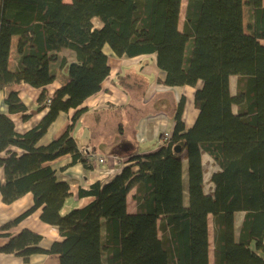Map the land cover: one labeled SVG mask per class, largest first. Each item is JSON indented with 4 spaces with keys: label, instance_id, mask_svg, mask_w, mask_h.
<instances>
[{
    "label": "trees",
    "instance_id": "trees-1",
    "mask_svg": "<svg viewBox=\"0 0 264 264\" xmlns=\"http://www.w3.org/2000/svg\"><path fill=\"white\" fill-rule=\"evenodd\" d=\"M183 1L0 0V91L8 110L0 112V191L6 204L28 192L34 196L33 206L5 227L40 209L41 220L61 236L45 249L42 234L26 228L9 236L3 252L26 263L33 254L49 253L60 264H211V214L213 264H264V2L186 0L182 22ZM14 36L18 55L11 69ZM106 45L119 56L156 53L168 86L201 81L199 115L187 128L183 97L166 143L130 153L108 182L81 186L79 198L89 200L67 210L71 185L48 162L70 154L72 164L94 168L92 153L80 150L72 129L84 101L110 74ZM60 71L68 78L51 94L47 86ZM231 76H237L235 93ZM24 84L41 89L37 111L48 109L37 125L20 132L12 115H33L20 96ZM71 109L63 134L39 145L59 114ZM204 154L219 166L211 191ZM238 212L245 214L237 227Z\"/></svg>",
    "mask_w": 264,
    "mask_h": 264
},
{
    "label": "crops",
    "instance_id": "crops-1",
    "mask_svg": "<svg viewBox=\"0 0 264 264\" xmlns=\"http://www.w3.org/2000/svg\"><path fill=\"white\" fill-rule=\"evenodd\" d=\"M65 1L71 2L72 0ZM184 19L182 10L181 21L183 22ZM95 23L100 26L102 21L100 18H95ZM18 41L19 37L14 36L11 46V69L16 67ZM261 42L264 44V39H261ZM104 50L108 55L110 74L104 80L101 90L84 101L82 106L85 107V111L74 123L72 134L76 138L80 150L102 155L106 157L107 161L105 164H98L94 161L93 169L84 168L82 163L72 164L70 154L62 155L48 162L56 169L58 178L71 185L72 194L66 202L67 210L70 209L71 203L89 200L79 198L78 189L81 186H87L95 180H100L102 183L108 182L123 169L128 159L133 156L130 153L145 154L156 151L163 144L162 136L165 133L171 134L175 125L177 106L183 97L185 98L183 119L186 127L191 128L199 115L195 104V92L202 85L201 81L196 87L190 85L168 86L162 82L166 73L159 68L156 53L128 57L117 55L109 45H106ZM183 51L184 49L182 53ZM67 78L68 75L65 71L58 72L57 78L47 86L49 92L53 94ZM230 85L232 93H235L237 76H231ZM40 91V88L29 84L20 87V96L33 115L28 119L24 118L21 113L12 115L18 131L25 132L34 127L47 112L48 108L41 112L37 111ZM4 99L5 93L1 90L0 112L6 113L8 110ZM74 114L75 109L61 112L38 144L47 145L61 136L72 123ZM4 154L2 153L0 156ZM206 157L214 167L210 171L209 180L211 182V174L218 170L219 166L209 154H204L203 160ZM203 163L205 162L203 161ZM4 180V167L0 166V181ZM204 181L206 183V174ZM213 186L214 184L211 182V189L207 191H211ZM133 194L134 190L128 196V210L132 213L136 212V203H131L135 202ZM33 204L34 196L31 192L14 203L6 204L0 191V264H60V258L55 254H33L29 262L26 263L23 257L2 251L9 236L16 235L26 228L42 234L40 246L45 249H49L56 240L61 238L55 226L41 220L40 209L29 214L17 224H13L9 228L5 227ZM244 214V212L236 213L235 224L237 227L241 224ZM210 217L212 218L211 214L209 220Z\"/></svg>",
    "mask_w": 264,
    "mask_h": 264
},
{
    "label": "rangeland",
    "instance_id": "rangeland-1",
    "mask_svg": "<svg viewBox=\"0 0 264 264\" xmlns=\"http://www.w3.org/2000/svg\"><path fill=\"white\" fill-rule=\"evenodd\" d=\"M183 15H184V12H185V5H186V0L183 1ZM244 16H245V25L247 26V23H248V19H247V15H248V12H247V7L245 6L244 7ZM205 163H204V167H205V170H206V183H205V187H206V190H210L211 189V182L209 180V176H210V171L213 170V166L211 164V162L208 160V158L206 157L205 160H203ZM215 170V169H214ZM87 201V200H86ZM85 202V201H84ZM84 202H75V203H71L70 205V210L72 208H76L78 206H81L84 204ZM131 203H135V202H131ZM133 205V204H132ZM210 234H211V256H210V260H211V264H213V225H212V218L210 217Z\"/></svg>",
    "mask_w": 264,
    "mask_h": 264
},
{
    "label": "built area",
    "instance_id": "built-area-1",
    "mask_svg": "<svg viewBox=\"0 0 264 264\" xmlns=\"http://www.w3.org/2000/svg\"><path fill=\"white\" fill-rule=\"evenodd\" d=\"M48 101H50V99ZM169 138H170V134L169 133H165L162 136V142L166 143ZM91 153H92V158L94 159L95 162H97L98 164H105L106 163V161H107L106 157H104L102 155H98V154H96L94 152H91Z\"/></svg>",
    "mask_w": 264,
    "mask_h": 264
},
{
    "label": "water",
    "instance_id": "water-1",
    "mask_svg": "<svg viewBox=\"0 0 264 264\" xmlns=\"http://www.w3.org/2000/svg\"><path fill=\"white\" fill-rule=\"evenodd\" d=\"M176 150H177V151H180V148H179V147H176Z\"/></svg>",
    "mask_w": 264,
    "mask_h": 264
}]
</instances>
